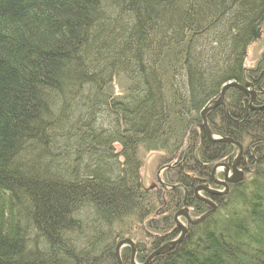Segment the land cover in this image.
Masks as SVG:
<instances>
[{"label":"trees","instance_id":"obj_1","mask_svg":"<svg viewBox=\"0 0 264 264\" xmlns=\"http://www.w3.org/2000/svg\"><path fill=\"white\" fill-rule=\"evenodd\" d=\"M263 24L264 0H0V264H118L126 239L144 264L178 240L185 190L163 209L142 184L144 150L165 151L166 178L191 199L234 163L201 113L229 83L264 106L263 73L244 65ZM121 78L126 93L108 94ZM226 96L207 123L242 145L247 178L150 264H264V110Z\"/></svg>","mask_w":264,"mask_h":264},{"label":"rangeland","instance_id":"obj_2","mask_svg":"<svg viewBox=\"0 0 264 264\" xmlns=\"http://www.w3.org/2000/svg\"><path fill=\"white\" fill-rule=\"evenodd\" d=\"M245 67L247 70H251V69H257L259 68L260 71H262V76L264 78V24L261 26V29H260V32L258 34V37L256 39V41L254 43H252L250 45V47L248 48L247 50V58H246V61H245ZM264 81V80H263ZM238 84V83H237ZM240 86V84H238ZM127 82L126 80L124 79H120V80H115L113 83H111L107 89H106V92L108 94H112V95H123L126 93L127 91ZM227 99V96L225 95V98H224V101H226ZM260 107H263V106H259ZM250 110H253V108H249ZM254 111V110H253ZM262 111V110H260ZM208 125V123H207ZM210 130V127L209 125L205 128V131H206V134H207V130ZM212 132V131H211ZM208 136V135H207ZM220 138V137H219ZM236 143V142H235ZM236 146V145H235ZM242 146V145H241ZM237 147V146H236ZM117 148V147H116ZM149 148V147H148ZM238 148V147H237ZM118 149V148H117ZM239 151V150H238ZM244 151V150H243ZM144 152H146V154L144 155V157L142 158V169H141V179H142V184L143 186L150 190V188L152 186H156L157 188H159V186H161V184H166V183H169L168 179L166 178V171L167 169H170V165L166 166L164 163H163V156L165 157V151H163L162 149H153L151 151H147V150H144ZM148 152V153H147ZM242 155H243V152H242ZM237 156H238V153H237ZM189 167V166H188ZM190 168H188L189 170ZM239 171H241L240 169H238ZM217 175L215 174V180H222V176H223V169L220 167L218 170H217ZM222 172V173H221ZM243 172V171H241ZM229 176H232V173L233 171H230L229 172ZM244 173V172H243ZM157 176L161 177L162 181L161 180H157ZM247 176L245 175L244 173V178L240 181V183H242L244 180H246ZM171 184V183H169ZM208 186V185H207ZM214 185H211L210 188L208 189H213ZM217 188H214L215 192H224V189L222 188H218V187H222L221 186V182L220 183H217L216 184ZM175 187V185L173 186ZM200 187H203V186H200ZM205 187V186H204ZM219 189V190H217ZM153 193V192H152ZM155 193V192H154ZM216 206V210L215 212L217 211L218 209V206ZM188 212L190 211V209H187ZM160 212V207L159 209L156 211V214H158ZM191 212V211H190ZM204 216V214H203ZM156 216L154 217H151V219H148V221H151V220H156L155 219ZM180 219H179V223H182L184 225H188V226H192V224H189V222L187 221L186 218H184L183 216H179ZM202 215H199V214H193L192 215V219L193 221L195 220H198L199 218H201ZM157 220H160L158 217H157ZM146 223H144L143 225H145ZM181 224V225H182ZM200 224V223H199ZM183 226V225H182ZM146 226H140V227H136V230L139 234V236L137 237V239L140 241V238L143 237V235H145L140 229H143L145 228ZM151 235H154L155 237H162L163 235L161 234V231H158V230H155V231H151ZM187 232V231H186ZM186 235V234H185ZM154 237V238H155ZM185 237V236H184ZM136 238V237H135ZM145 238V237H144ZM133 242V241H132ZM138 242V241H137ZM135 241V243H137ZM144 245H146L147 247L148 246V242H145V243H142ZM125 247H129V246H124L121 248L120 252L123 253V248ZM131 248V247H129ZM135 261V259H134ZM136 264H140L137 259L135 261Z\"/></svg>","mask_w":264,"mask_h":264},{"label":"water","instance_id":"obj_3","mask_svg":"<svg viewBox=\"0 0 264 264\" xmlns=\"http://www.w3.org/2000/svg\"><path fill=\"white\" fill-rule=\"evenodd\" d=\"M259 32H260V29H257L256 30V37H258V34H259ZM231 88H239L240 90H243V91H245L246 93H248V91H247V89H245L244 87H241V86H239L237 83H229V84H227L224 88H223V90H222V92H221V94H220V97L217 99V100H215V101H213V102H211L204 110H203V112L201 113V117H202V119L204 120V126H205V128L208 126L207 125V120H206V117H207V115H208V113L210 112V111H212L213 109H215L216 107H218V106H220V105H222L223 104V102H224V98H225V95H226V93H227V91L229 90V89H231ZM248 94H251V95H253V97H255V93L253 92V93H248ZM253 108V107H252ZM253 109H255V110H257V111H260V110H264V106L263 107H257V108H253ZM207 135H208V138L211 140V141H213V142H222V143H228V144H234V145H236L237 147H238V156H236V158H235V161H234V164H233V173H232V176H229V172H230V168L227 166V165H225V164H219V165H216L214 168H213V170H212V180H213V182L215 183V184H217V183H220V181H217V180H215V174H216V171H217V169L218 168H225V172H224V179H225V182H221V186H223L224 188H225V190H226V192L224 193V194H226L227 192H228V185L229 184H238V183H240V181L244 178V173L243 172H241V171H239L238 170V165H239V162H240V159H241V157H242V152H243V147L239 144V143H235L233 140H230V139H226V138H219V137H212L213 136V134H212V132L208 129L207 130ZM180 187V186H179ZM199 191H204V192H208L209 194H211V195H224L223 193H221V192H215V191H213V190H210V189H208V188H206V187H198L197 189H196V196H197V198L199 199V200H201L202 202H206L209 206H211L212 207V210L210 211V212H208V213H206L204 216H202L201 218H199L198 220H195V221H193V220H191L190 219V217L187 215V213H185V211H181L180 212V214L178 215V216H184L186 219H187V221L189 222V224H192V225H195V224H199V223H202L205 219H207L212 213H214L215 212V210H216V206H215V204L214 203H212V202H210V201H206V200H204V199H202L200 196H199V194H198V192ZM177 216V217H178ZM177 226H179L182 230H183V234L181 235V237L178 239V240H176V241H174V242H170L169 244H167V245H165V246H163L162 248H160L159 250H157V251H155L153 254H151L150 256H149V258L146 260V262L144 263V264H150L151 262H152V260L156 257V256H158V255H162V254H164V253H166V252H168L170 249H172V247H174L175 245H177V244H179L183 239H184V236H185V234H186V229L184 228V226H182L180 223H177ZM124 246H129V247H131V249H132V261H131V264H136L135 263V261H134V255H135V245H134V243L131 241V240H129V239H126V240H123V241H121V242H119L118 243V245H117V247H116V249H115V256H116V259H117V262H118V264H122V260H121V252H120V250H121V248L122 247H124Z\"/></svg>","mask_w":264,"mask_h":264},{"label":"flooded vegetation","instance_id":"obj_4","mask_svg":"<svg viewBox=\"0 0 264 264\" xmlns=\"http://www.w3.org/2000/svg\"><path fill=\"white\" fill-rule=\"evenodd\" d=\"M248 85H250L252 88H250V89H247L248 90V92H250V93H255L256 95H255V97H253V95H251V94H248V97L250 98V99H246V100H248L247 101V103H248V107L249 108H257V107H259L258 105H260V103L261 102H259L258 101V98L260 97L259 96V94L260 93H258V92H256V91H254V88H253V86H252V84H250V83H248ZM247 85V86H248ZM246 86V87H247ZM246 89V88H245ZM258 102H259V104H258ZM224 103V102H223ZM254 111H257V110H255V109H253ZM207 118V117H206ZM224 164V163H223ZM234 164V163H233ZM233 164L232 165H229V164H225V165H227L229 168H230V171H233ZM239 166V165H238ZM238 168V167H237ZM213 170V169H212ZM217 172L218 171H216V175H217ZM222 173V172H221ZM223 174V173H222ZM162 178L161 177H159V176H157V180L159 181V180H161ZM211 180H212V171H211ZM222 180L224 181L225 179H224V174H223V176H222ZM221 180V181H222ZM162 181V180H161ZM203 181V180H202ZM204 185V184H203ZM208 185V186H207ZM213 185L214 186H212L213 187V189H210V190H215L214 188H217V186H216V184H214V182H213ZM174 185L173 184H169V183H166V184H161V186H159V188H157L156 186H152L151 188H150V190L151 191H156V192H158V193H161V195H159V197H160V199H161V202L163 203V209H169L170 207H171V204L173 203V200H172V198H171V196H170V199L168 200V195L171 193L170 191H173V188H179V189H182V190H185V195L183 196V202H182V204H183V206H182V208H181V210H179V211H177L174 215H173V221H174V223L176 224V227H175V229H178L179 231H180V235L178 236V239L181 237V235L183 234V230L179 227V226H177V223H178V221H179V219H180V217L178 216L179 214H180V212L181 211H185V213H187V215L190 217V219H192V215L195 213V214H197V208H198V204H197V202H202L201 200H199L198 198H197V196H196V189L198 188V187H200V186H198L197 188H195L194 189V191H193V196H194V198L193 199H191L190 197H188V190L182 185V184H179V185H177V186H175V187H173ZM180 186V187H179ZM205 187H208V188H210L211 187V184H209V183H207L206 185H205ZM161 188V189H160ZM219 189L220 188H222V189H224V192H221V193H225V188L222 186V187H218ZM219 189H217V190H219ZM229 189H230V185H229ZM216 191V190H215ZM219 192V191H218ZM198 194H199V196L202 198V199H204V200H206V201H210V202H212V203H214L215 204V202H214V198H213V196L214 195H211V194H209L208 192H204V191H199L198 192ZM226 194H224V195H222V196H225ZM192 200L191 202L189 201V200ZM202 203H204V205H206L207 207H206V210H207V212L206 213H208V212H210L211 210H212V207L211 206H209L206 202H202ZM216 205V204H215ZM187 209H190V211L188 212V210ZM162 210V209H161ZM206 213H204V215L206 214ZM215 213V212H214ZM214 213H212L210 216H212ZM178 216V217H177ZM203 216V215H202ZM209 216V217H210ZM184 217V216H183ZM208 217V218H209ZM185 218V217H184ZM182 224V223H181ZM183 226H184V228L186 229V231H188V230H190V228H189V226L188 225H184V224H182ZM187 233V232H186ZM152 237H155L154 235H151ZM167 235L166 234H163V236L162 237H157V238H165ZM149 244H151L152 242H148ZM170 243V242H169ZM169 243H167V244H169ZM167 244H163V245H161L159 248H158V250L160 249V248H162L163 246H165V245H167ZM135 251H136V254L137 255H139V253H138V249L137 248H135ZM151 255V254H150ZM149 258V257H148ZM134 259H135V261H136V257H134ZM131 261H132V259H131Z\"/></svg>","mask_w":264,"mask_h":264},{"label":"bare ground","instance_id":"obj_5","mask_svg":"<svg viewBox=\"0 0 264 264\" xmlns=\"http://www.w3.org/2000/svg\"><path fill=\"white\" fill-rule=\"evenodd\" d=\"M235 89L238 90V91L240 90L239 88H235ZM247 91H248V90H247ZM240 92H242V93H246V92L243 91V90H240ZM248 93H249V92H248ZM248 93H246V94L248 95ZM206 120H207V119H206ZM203 121H204V120H203ZM212 134H213L212 137H214V138H215V137H216V138L218 137V136L215 135L213 132H212ZM207 138H208V136H207ZM208 140H210V139L208 138ZM210 141H211V140H210ZM215 179H216V178H215ZM220 182H225V180H224V181H223V180H222V181L220 180ZM229 185H231V184H229ZM229 185H228V191H229ZM160 189H161V188H160ZM151 192H155L156 194L161 195V193H158V192H156V191H151ZM170 192H172V191H170ZM225 192H226V191H225ZM227 193H228V192H227ZM169 199H170V194L168 195V200H169ZM178 223H179V221H178ZM180 224H181V223H180ZM144 226H148L147 223H146ZM151 233H152V232L149 231V234H150V235H151ZM134 256L137 258L136 251H135V255H134ZM156 257H157V256H156ZM156 257H155V258H156ZM155 258H154V259H155ZM154 259H153V260H154ZM153 260H152V261H153Z\"/></svg>","mask_w":264,"mask_h":264}]
</instances>
